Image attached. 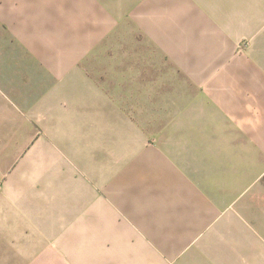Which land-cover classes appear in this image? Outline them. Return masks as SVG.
Wrapping results in <instances>:
<instances>
[{
    "label": "crops",
    "instance_id": "crops-1",
    "mask_svg": "<svg viewBox=\"0 0 264 264\" xmlns=\"http://www.w3.org/2000/svg\"><path fill=\"white\" fill-rule=\"evenodd\" d=\"M0 134L61 264H264V0H0Z\"/></svg>",
    "mask_w": 264,
    "mask_h": 264
},
{
    "label": "rangeland",
    "instance_id": "rangeland-1",
    "mask_svg": "<svg viewBox=\"0 0 264 264\" xmlns=\"http://www.w3.org/2000/svg\"><path fill=\"white\" fill-rule=\"evenodd\" d=\"M197 40L201 41L200 45H207L211 41V39ZM249 42L250 39H242L237 44L242 47L248 45ZM91 72L97 76V71ZM29 136L28 134H0V147L2 146L1 142L5 139L12 142H24ZM25 152V150L19 149L0 148V190L7 191L14 197L15 203L12 204V208L16 210L30 207L24 203L20 204V199L25 200L44 194L41 188L33 186L34 182L26 183L24 181L30 172L23 175V169L19 170V164L24 160L21 157ZM48 156H50L49 153ZM12 174L16 178L13 179L15 181L10 182L9 177ZM35 175L37 174L34 172L31 174L33 178ZM45 193H49V191L47 190ZM43 232L19 229L0 230V264H61L52 258V254L56 253L57 249L54 250L52 246H44L38 241L37 238ZM20 253H26L27 261L25 263L18 261L17 255Z\"/></svg>",
    "mask_w": 264,
    "mask_h": 264
}]
</instances>
